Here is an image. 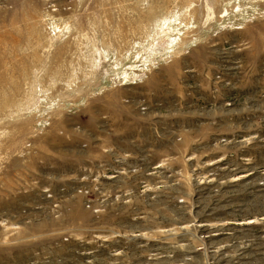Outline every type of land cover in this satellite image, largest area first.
I'll return each instance as SVG.
<instances>
[{
	"label": "rangeland",
	"instance_id": "374dc122",
	"mask_svg": "<svg viewBox=\"0 0 264 264\" xmlns=\"http://www.w3.org/2000/svg\"><path fill=\"white\" fill-rule=\"evenodd\" d=\"M0 264H264V0H0Z\"/></svg>",
	"mask_w": 264,
	"mask_h": 264
}]
</instances>
